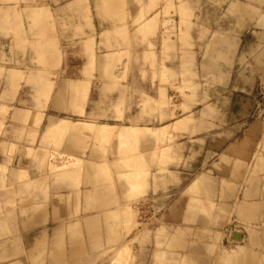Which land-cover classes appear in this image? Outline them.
I'll return each mask as SVG.
<instances>
[{
	"label": "rangeland",
	"instance_id": "obj_1",
	"mask_svg": "<svg viewBox=\"0 0 264 264\" xmlns=\"http://www.w3.org/2000/svg\"><path fill=\"white\" fill-rule=\"evenodd\" d=\"M40 6L49 11L44 17L34 19L31 12ZM94 20L97 28L109 30L99 36L102 41L97 48L100 59L105 58L102 57L104 52L113 53L107 57L113 63L112 76L107 72L100 73L93 88L94 96L108 93L103 106L115 111L117 119H121L128 108L138 119L129 116L128 121L123 122L127 127L102 129L96 125L106 116L88 115L71 119L76 122L69 119L49 127L51 134L45 133L38 147L39 131H20L19 139L30 141L32 147L26 150V156L48 174L44 182L52 180V186L68 185L78 196L85 163L62 154L63 148L73 144L70 138H82L83 156L90 149L103 156L117 151L115 153L122 158L119 159L121 173L117 182L125 187L128 199V204L121 207L119 213L126 216L123 231L127 235L135 232L131 240L122 243L100 244L96 242L99 238L90 234L91 243H70L61 248L75 246L80 251V263L83 259H96L95 264H135L138 241H142L143 235L154 237L159 250H170L169 229L164 222L155 220L143 224L141 220V217L151 216L148 204L155 203L163 210L165 202L168 204L172 198L164 194L156 199L146 198L148 185L152 182L155 192L173 188L180 197L188 195L191 207L194 205L206 221L222 219L224 223H231L235 220L237 232L245 233L242 243L231 246L227 245L226 239L222 243L224 236L216 233L210 240L209 253L215 257L210 264H220L223 253L227 255L238 246L254 252L256 260L252 264H264V0H0V32L10 39L12 53L25 58L22 63L0 60V98L8 89L13 96L18 92L24 98L29 97L21 104L34 107L37 112L26 116L35 129L40 128L43 119L40 113L50 102L54 111L78 114L68 93L59 95V89L67 82V75L58 72L59 61H92L93 50L83 52L82 40L85 33L94 35ZM73 29L78 43L66 45L68 49L64 50L55 33L60 30L68 33ZM28 56L32 60L31 66L25 63ZM13 69L22 72L15 81L8 83V75ZM102 82L105 83L100 85ZM136 84L142 90H138ZM101 86H106L107 90L101 91ZM58 98L60 106L56 107ZM78 100L80 103V98ZM75 106L78 109L80 104ZM5 111L0 115L3 119L0 122V140L3 141L0 155L12 169H20L22 166H15L13 159L23 148L9 144V133L5 128L8 110ZM138 112L140 115L137 116ZM67 117V114L57 116ZM27 121L14 114L9 125L26 126ZM175 121L179 122L174 124ZM134 123L170 125L153 129V132L152 128L145 127L147 132L141 134L129 129L131 126L128 125ZM76 124L81 129L76 128L78 131L73 133ZM253 124L263 130L251 170L248 163H232V159L223 156H231L235 143ZM247 137L246 132L244 138ZM220 142L227 146L218 148L216 145ZM206 155L212 163L202 165L200 161ZM233 156L239 154L234 152ZM188 159L193 161L191 166ZM231 169L230 179L225 180V174ZM94 175L86 178L84 183L93 181L108 185L113 182L106 167ZM214 175L225 178L221 179L220 186L211 178ZM25 184L23 174L15 176L8 168H0V191L13 195V200H6L7 205L16 203L15 188L42 186L40 182ZM217 185L223 209L216 206L213 199ZM45 186L47 188V184ZM110 190L106 188L105 192ZM251 190L253 193L250 194ZM256 198L263 203L262 212L253 204ZM229 200H232L231 206H228ZM20 203H25L23 196ZM243 205L251 208L253 217L245 215L241 210ZM79 214L80 211H76L70 220ZM75 220V225L69 224L63 234L83 240L80 218ZM59 246L55 243L37 245L34 249L37 258L31 260L25 259V249L21 248L22 263L16 261V264H57L55 253ZM178 249L184 250V247ZM48 251L49 260L42 259L40 256ZM67 262L65 259V264Z\"/></svg>",
	"mask_w": 264,
	"mask_h": 264
},
{
	"label": "crops",
	"instance_id": "obj_2",
	"mask_svg": "<svg viewBox=\"0 0 264 264\" xmlns=\"http://www.w3.org/2000/svg\"><path fill=\"white\" fill-rule=\"evenodd\" d=\"M48 8L40 6L37 7L33 12H31L34 19H39L44 17L48 13ZM94 35L91 33H85V38L82 40L83 52H92L93 56L92 61H87L82 59L81 62L75 59L59 61L58 72L63 75H67L66 83L61 86V93H68V99L75 107V110L78 112H65L54 111L52 110V103L48 104L47 109H45L40 114H43V119L40 124V128L37 130L34 128L32 123H29V118L26 117L29 113L37 114L34 107H27L26 104L22 106L21 102L26 103L22 93L12 95L9 92L3 95V98H0V115L1 112L8 110L7 118L5 121V128L9 133V144L16 145L23 148L20 154H18L13 162L15 166H22V168L17 169L13 168L10 163H8L5 158L0 155V168H8L9 173L13 171V174L20 175L23 174L25 177L26 186L30 183L42 184L37 188H24L19 189L15 188V204L8 205L6 200H13L12 194L8 193L6 195L4 192L0 191V264H16V261L20 263L22 259L21 248H24L25 259L37 258L38 253L34 252V249L37 245L43 244H58L60 245L58 250L55 253L57 264H65V259L68 261L67 264H95V260L83 259L81 262L80 251L77 247L72 248H61V245L70 244L78 245L79 243H91L93 242L92 236L90 234H95L98 240L96 242L100 244L107 243H122L124 240L128 241L132 239V235L135 230L131 231L128 235L125 233L124 226H126V216L123 213H119L121 207H124L128 204V199L126 195V190L123 185H119L117 182V177L121 173L119 164L122 160L115 151L110 153L107 156H103L100 153L93 152L92 149L86 151V155L83 156L84 151H82V138L72 137L73 144L67 145L69 149L63 148L62 154H65L73 161L81 160L85 163V168L83 169L82 175V185H80V195L78 196L77 191L71 190L68 185L65 187L61 185L52 186L51 182H44L48 174L43 172V168L37 162H34L31 158L26 156V150L32 147L30 141L27 142V139L24 138L22 141L19 139L20 131H25L26 133L39 131L37 139V146L39 145L44 134L49 133V127L54 125L58 126L60 121L69 120L71 122L77 118H81L88 115H93L95 117L106 116V119H102L100 124H108L115 126L117 128L127 127L123 124L124 121H128V117L138 119L136 113L133 115L132 112L125 109L122 113L121 119H117V114L113 110L105 108L103 104L104 100L108 99V93H97L94 96V85L98 83V78L100 73L103 75L104 72H107L108 75L112 76V67L113 63L107 58L108 56L113 55V53H102L103 59H100L101 56L98 55L97 48L102 41H100V35L104 32H108V29L100 30L93 21ZM58 43L64 50L68 49V46L72 44L77 45L78 38L73 30H69L68 33H65L64 30L55 33ZM66 45L67 48L65 47ZM107 46V43L106 45ZM11 41L9 38L5 37L3 33L0 32V60L3 58L5 62L18 61L22 63L24 61L23 57L19 53H12L11 50ZM76 49V48H75ZM72 49V51H76ZM82 50V49H81ZM68 51H71L70 49ZM25 62L28 66H31L32 60L29 59ZM1 68V67H0ZM167 68V67H166ZM12 72L8 75V83L15 81V78L18 76V73L22 70H11ZM131 81V80H130ZM102 82L100 85L104 84ZM138 83H141L138 81ZM136 88L142 90V88L136 84ZM106 91V86H101V91ZM2 94L0 93V96ZM2 97V96H1ZM80 98V103H77ZM112 99V98H110ZM60 98L56 100L55 106H60ZM80 104L79 108L75 106ZM28 105V101H27ZM30 106V105H29ZM62 106V105H61ZM64 106V105H63ZM61 108V107H60ZM64 108V107H62ZM133 109L132 107L130 110ZM33 110V111H32ZM15 111H18L15 113ZM121 111V110H120ZM119 111V112H120ZM16 114V117L20 120L27 121L29 124L23 126L22 124H11L9 125V119ZM67 114V118H57L58 115ZM140 115V112L137 113V116ZM123 118V119H122ZM50 119V121H49ZM73 119V120H71ZM0 118V122H2ZM49 121V124H47ZM179 121H175L177 123ZM93 124V123H90ZM99 123L96 127L101 126ZM138 125L141 127H148L152 129H159L164 126H169L170 124L165 123L161 126H155L153 124H131ZM128 125V126H131ZM7 127H9L7 129ZM80 130L79 124H76L75 129ZM73 133L77 132L78 130ZM261 127L259 129L258 124L251 125L247 130L244 131L243 136L240 137V141H237L234 145V149H231V156H223L224 158L232 159L233 162L248 163L251 170L253 169V162L255 163V153L258 145V141L262 136ZM247 132L248 137L244 138ZM27 135V134H26ZM1 139V137H0ZM3 141L0 140V143ZM81 142V143H80ZM149 145V144H148ZM232 145V144H231ZM218 148L226 147L227 144L220 142L216 145ZM117 148V145L115 149ZM238 153L239 156H233V153ZM214 154V152H212ZM219 155V154H218ZM121 158V160H119ZM254 160V161H253ZM188 165L191 166L193 161L188 159ZM200 163L210 164L211 159L209 156H205V159L201 160ZM252 165V167H251ZM103 167L108 168L110 174H112L113 182H109L108 185L93 181H87L84 183L86 178H92L95 176L98 171ZM204 167H202L203 169ZM214 170V169H213ZM213 170L211 172H213ZM89 174V175H88ZM213 174V173H212ZM225 174V173H224ZM230 174H232V169L229 170L225 175L229 176L226 179L221 176H213L212 179L217 181V184L220 186L221 179L229 180ZM48 178V177H47ZM47 184V188L46 185ZM192 185V184H191ZM214 190L213 199L216 202V206L221 208L224 204H220L219 199L221 196V191L219 186ZM50 186V188L48 187ZM146 198L152 197L156 199L164 195H171L172 198L169 200L168 204L165 202L164 209L161 210L162 213L158 215L157 220L164 222V224L169 229V238L168 242L171 243L170 250L162 248L159 250L157 248V243L154 237H147L146 235L142 236L138 241V252L135 259V264H210L213 262L215 257L210 254V240L216 236V233L224 236V239L227 241V245L231 246L232 244L238 242L242 243L245 239L244 232H237V225L234 224L235 220L231 223H224L221 220H212L210 222L206 221L204 215H200L198 210L195 209L194 205L191 207L189 201L190 197L185 195L180 197V194H177L176 189L169 188L166 191H161L159 189L157 192L154 191V184L151 182L148 185ZM191 186H188V188ZM106 188L112 189L108 193L105 192ZM114 188V190H113ZM187 188V189H188ZM101 189V190H99ZM186 189V191H187ZM19 191L21 193H19ZM253 191H250V194ZM9 196V198H8ZM24 197L25 203L21 204L20 200ZM234 197V196H233ZM231 198V196H230ZM72 199V202L69 203V200ZM228 206H231L232 200H229ZM254 205L256 208L262 212L263 203L260 201V198L254 200ZM111 205V206H110ZM167 208V209H166ZM218 208V207H217ZM223 209V208H222ZM80 211L78 216H75L73 220H70L71 215H74L76 211ZM229 210V209H228ZM241 210L248 217H253L251 213V208H247L246 205H243ZM1 213H5L1 215ZM218 213V212H217ZM217 214L213 215V218ZM76 217L80 218L81 226L84 229V239L80 240L79 237H72L70 235H65L63 232L69 224L74 226L76 223ZM159 222V221H158ZM231 229V230H229ZM113 231V233H112ZM98 234V235H97ZM240 236V240L233 239V235ZM221 236V237H222ZM114 237V238H110ZM124 238V239H123ZM179 247H184V250H179ZM48 251L47 254L41 255L42 259L49 260ZM228 255V256H227ZM223 253L220 264H252L256 260V256L253 251L247 250L245 246H238L233 251L228 252V254ZM22 263V262H21ZM48 264V263H47ZM212 264V263H211Z\"/></svg>",
	"mask_w": 264,
	"mask_h": 264
},
{
	"label": "built area",
	"instance_id": "obj_3",
	"mask_svg": "<svg viewBox=\"0 0 264 264\" xmlns=\"http://www.w3.org/2000/svg\"><path fill=\"white\" fill-rule=\"evenodd\" d=\"M148 208H149L148 211H151V216L145 219L141 217V220L143 219V224L155 221L161 212V207L155 205V203L152 205L148 204Z\"/></svg>",
	"mask_w": 264,
	"mask_h": 264
},
{
	"label": "bare ground",
	"instance_id": "obj_4",
	"mask_svg": "<svg viewBox=\"0 0 264 264\" xmlns=\"http://www.w3.org/2000/svg\"><path fill=\"white\" fill-rule=\"evenodd\" d=\"M65 122V121H63ZM89 123H92V122H89ZM95 124V123H93ZM60 125V124H59ZM103 125V126H102ZM101 126H99L100 128H105V127H110V128H113L114 126L112 125H109V126H104V124H102ZM130 130H132L134 133H146L147 132V129L145 127H141V126H138V125H131V127H129ZM149 131V129H148ZM152 132L154 131L153 129L151 130ZM55 167V166H54ZM53 169V168H52ZM55 169V168H54ZM61 169V168H60Z\"/></svg>",
	"mask_w": 264,
	"mask_h": 264
},
{
	"label": "water",
	"instance_id": "obj_5",
	"mask_svg": "<svg viewBox=\"0 0 264 264\" xmlns=\"http://www.w3.org/2000/svg\"><path fill=\"white\" fill-rule=\"evenodd\" d=\"M240 238H241V237H240V236L238 237V235H236V234L233 235V239L240 240Z\"/></svg>",
	"mask_w": 264,
	"mask_h": 264
}]
</instances>
